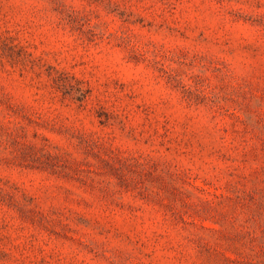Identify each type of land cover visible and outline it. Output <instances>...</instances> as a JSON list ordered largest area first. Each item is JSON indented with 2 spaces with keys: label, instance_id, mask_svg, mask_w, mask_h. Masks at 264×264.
<instances>
[{
  "label": "rangeland",
  "instance_id": "374dc122",
  "mask_svg": "<svg viewBox=\"0 0 264 264\" xmlns=\"http://www.w3.org/2000/svg\"><path fill=\"white\" fill-rule=\"evenodd\" d=\"M0 264H264V0H0Z\"/></svg>",
  "mask_w": 264,
  "mask_h": 264
}]
</instances>
